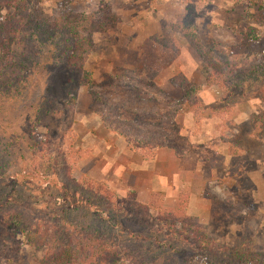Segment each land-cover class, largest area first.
Wrapping results in <instances>:
<instances>
[{
  "label": "rangeland",
  "instance_id": "obj_1",
  "mask_svg": "<svg viewBox=\"0 0 264 264\" xmlns=\"http://www.w3.org/2000/svg\"><path fill=\"white\" fill-rule=\"evenodd\" d=\"M8 1L0 264H264V0Z\"/></svg>",
  "mask_w": 264,
  "mask_h": 264
},
{
  "label": "trees",
  "instance_id": "obj_2",
  "mask_svg": "<svg viewBox=\"0 0 264 264\" xmlns=\"http://www.w3.org/2000/svg\"><path fill=\"white\" fill-rule=\"evenodd\" d=\"M6 1H8V0H5V2ZM11 26L14 27V28L11 29L9 25H6L3 22H0V45L5 46L2 43L5 42L8 39L9 35H12L13 36V34L16 32L15 29H17L19 27V25L16 26V23L15 22H13ZM83 77H84L83 78V81L86 84H91L90 74H88L87 72H85ZM184 90L187 93H192V88L190 86H188V85H187V88H184ZM165 141H167L166 144H163L162 142L161 143L157 142V143L153 144V146L155 148L156 147L157 148L168 147V148L172 149L173 151H175L176 152V155L178 157L184 156L183 153L178 152V149L175 147L174 143H172V140H169V139L165 138ZM155 148L151 152V154L149 156V159H152L153 158ZM183 151H185V149H183ZM142 156H145V155H142ZM89 206H90V203H89ZM94 207H95V209H97L96 206H94ZM117 226L119 228L116 227V229H119V231H121V230L124 231L125 232V236H128V237H130V239H132L133 235L130 236L131 233L128 232V231H130L129 228H127V227L126 228H123L122 225L119 224L118 222H117ZM155 232H157V231L155 230ZM86 241L93 242V244L96 241L97 242L99 241L98 242L99 244H97V245L98 246H101V247L100 248H97V245H95L96 248H94V250L96 252L94 253V256L91 255V254H89V253H87L86 254V257L87 258H82L83 261H84V263L85 264H105L104 262H102V259L104 258L105 261L107 259H109L108 256H109L110 251H111L110 248H109L108 243L107 242H104L103 239H98L97 237L94 240H90L89 238H86ZM69 243H70V245L68 246L67 249L65 247H60L59 249H56V250H48L47 253H46V257L44 258L43 264H67V263L74 264V258L80 257V255H83L84 251L82 252V254H78L75 251L72 252L70 250L73 247V246L71 247L72 241L69 242ZM99 249H100V251H99L100 253H97V250H99ZM109 264H115V260H110V263Z\"/></svg>",
  "mask_w": 264,
  "mask_h": 264
}]
</instances>
